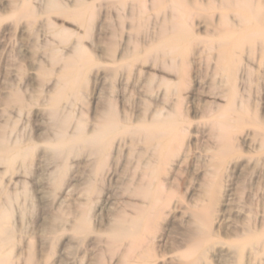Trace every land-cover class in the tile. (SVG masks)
Segmentation results:
<instances>
[{
  "label": "rangeland",
  "instance_id": "1",
  "mask_svg": "<svg viewBox=\"0 0 264 264\" xmlns=\"http://www.w3.org/2000/svg\"><path fill=\"white\" fill-rule=\"evenodd\" d=\"M55 1L0 0L6 264H264L263 250L240 255L234 240L264 225V42L248 30L257 11L264 20V0ZM171 16L193 30L168 53ZM221 50L228 71L215 67ZM110 122L136 136L111 131L98 152L88 141ZM160 129L168 136L146 137ZM218 131L233 154L218 153ZM125 220L136 236L127 256L130 238L105 234Z\"/></svg>",
  "mask_w": 264,
  "mask_h": 264
},
{
  "label": "bare ground",
  "instance_id": "2",
  "mask_svg": "<svg viewBox=\"0 0 264 264\" xmlns=\"http://www.w3.org/2000/svg\"><path fill=\"white\" fill-rule=\"evenodd\" d=\"M227 1V0H225ZM240 1V0H237ZM48 4L49 6H55L56 5V1L55 0H48ZM259 11H257L254 14V19L258 22L257 27H248L249 32L251 33L252 36H256L258 37L262 42H264V20L262 21L259 17ZM171 21H172V26L171 29L167 32L166 28H163L161 30V35L164 36L166 38V42H168V44L166 45H161L163 46V48L168 49V53H172L173 50V43L175 41L181 40V39H186L189 38L190 36H192V30L191 29V21L190 19H186V21L184 22L181 18L177 19L175 18V16H171ZM246 21V20H244ZM222 23L226 24L225 26H229V27H233L232 23L228 20V18L223 17L222 18ZM232 35H234V33H231ZM76 51H81L80 47L77 45L75 47ZM176 49V47H175ZM186 48H184L185 50ZM108 51L111 52V49H109ZM233 63V61L231 60V55L228 53L227 50H221L218 51L217 53V57H216V65L215 67H217L218 70L220 71H228L230 65ZM73 65H75V60L74 59H67L65 61L64 66L65 67H72ZM243 74V71H241ZM63 80V81H62ZM65 80V76H63V74L61 75L59 81L61 82V89L60 91H56L55 95H54V99L56 98V96L60 95L61 92L63 91V88H65L67 86V83L64 81ZM230 88H232L229 91V96L232 99H235L236 95H235V89L234 86L231 85ZM234 103V101H233ZM239 108L241 111H244V106H243V102H240L239 104ZM111 112V111H110ZM161 113H155L153 118H151L154 123L157 124H161L163 123L160 119H157L156 117L159 116ZM106 115L108 117V119H111V114L106 112ZM170 114H168L166 117H169ZM254 121H256L255 118H252ZM110 121V120H109ZM79 125H78V129H79ZM163 128H166L165 126ZM126 130H128V128H125V126H121L118 125L116 126L114 123L110 122L109 124H103L99 130L96 131V134L94 135L93 139H92V143H90V141H88L89 144H92L95 149L100 152L101 151V145H100V141L103 139V137H105L106 135H108L111 131H119L120 134L125 135V136H129L131 139L134 138L136 136L137 132H132V133H128ZM182 130V129H181ZM260 134L263 135L264 137V128H260ZM166 130H162L160 129L158 134L157 132L155 133H150L146 135L147 138H151L153 136L156 135H161L164 133V136L167 137L168 133L164 132ZM130 139V140H131ZM216 139H217V143H218V147H217V151L218 153H220L223 156H229V154H233L235 149L234 146L231 145L230 143V138H228V135L226 133L220 132L218 131V133L216 134ZM259 143V147L261 149L264 150V138L261 139L260 142V138L258 140ZM12 156L7 157V159H10ZM202 191L204 192V194L208 195V199H211L212 195L214 194L215 188H213L212 184L209 183V181H206L205 183H203L202 186ZM134 192H138L140 194V196H142V198H147L149 196V191L147 190V186L140 184L137 187L134 188ZM211 205H209V203H202L200 206L197 207V213L194 214V219H197L198 221H200V225L203 226L202 227V232L198 233L197 235H200L201 237L198 240H195V242L197 243L198 247H201V245L205 244L208 241V234L206 233L207 229H206V225H207V221L209 219V216L211 214V209H210ZM199 209V210H198ZM194 211V212H195ZM126 220L123 221V226H119L117 227L114 231L115 234H113L112 229L109 228L108 231L109 232H105V234L109 237V239H115V242H120L123 241L124 239H126L127 237L130 238V243L128 246V249L125 251L126 256L129 254V252L132 251V245H135V234L133 232L130 231V228L127 227V225L125 224ZM5 225V217L3 214H0V264H6L7 261V254H5L6 251V246L7 244L10 242V236L9 233L7 231V229H5L4 226ZM74 228H77L76 226H74ZM251 231V230H249ZM259 231V232H258ZM254 232H257L256 234H249L248 232H244L241 234H238L235 232V239H239V243H236L239 247V251L238 254H242L243 249L246 248L248 246L247 249L249 250H255L257 251L258 248H260L259 250H263L264 251V225L262 226L261 229L259 230H255ZM261 233V234H260ZM112 235V237H111ZM233 240V241H234ZM234 246V243H233ZM235 246V247H236ZM131 250V251H129ZM185 258L189 257L188 254H184ZM124 253L122 255V259L124 258ZM31 260V259H30ZM193 262V261H192ZM192 262H189V264H191ZM30 264V263H29Z\"/></svg>",
  "mask_w": 264,
  "mask_h": 264
}]
</instances>
